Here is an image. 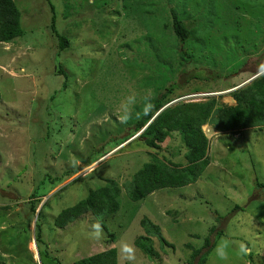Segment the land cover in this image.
<instances>
[{
  "label": "rangeland",
  "instance_id": "obj_1",
  "mask_svg": "<svg viewBox=\"0 0 264 264\" xmlns=\"http://www.w3.org/2000/svg\"><path fill=\"white\" fill-rule=\"evenodd\" d=\"M15 1L22 12L24 34L0 43V264H74L79 257L110 247L117 248L119 264H191L193 250L203 247L207 238L214 245L206 264H264V127H248L238 137L218 133L207 124L204 131L211 139L212 161L197 182L162 188L138 201L129 196L126 186L154 154L187 163L178 133L160 154L141 139L116 146L130 131L121 117L133 112L143 98L153 96L162 81L154 68L157 63H150L152 70L140 69L138 64L148 62L140 51L148 27L161 30L162 15H170V8L169 13L164 11L167 0ZM168 1L180 13H186L187 7L197 18L209 6L208 0ZM239 1L252 5L253 0ZM53 21L71 40L70 49L60 55ZM260 24L264 27V22ZM256 43L259 57L251 56L247 64H239L230 43L219 55L204 50V55L221 61L216 68H211L213 62L202 63L199 47L194 50L187 45L182 50L196 57L184 59L175 53L169 59L173 78L167 84L178 83L176 93L202 88L193 89L197 92L189 95L197 96L192 100L214 95L224 104H236L231 93H219L245 85L256 71L264 70V36ZM61 63L68 78L55 72ZM55 91L59 92L53 98ZM95 98L104 107L98 115L92 114ZM122 127L120 138H114ZM74 169L79 171L72 175ZM110 178L121 187L117 213L103 220L88 213L65 228H54L63 209ZM43 194L39 203L31 199ZM35 203L38 208L33 213ZM144 217L159 224L173 244L162 247L153 236L159 252L155 259L136 245V239L146 233ZM97 224L98 237L94 234ZM36 231L43 232L44 241L38 244L41 255ZM110 232L115 234L114 242ZM221 241L227 245L224 261L214 251ZM125 244L133 247L134 259L123 253ZM242 244L250 247L247 255L238 254ZM199 260L197 256L193 263Z\"/></svg>",
  "mask_w": 264,
  "mask_h": 264
},
{
  "label": "trees",
  "instance_id": "obj_2",
  "mask_svg": "<svg viewBox=\"0 0 264 264\" xmlns=\"http://www.w3.org/2000/svg\"><path fill=\"white\" fill-rule=\"evenodd\" d=\"M239 2V0H208L209 6H206L205 13H200L199 18H197L187 7L184 11L186 13H180V10L167 0L164 11L169 13L168 9L170 8V15H162V29L157 30L149 26L148 33L143 35L146 43L144 49H140V51H143L148 62H141L138 67L152 70L153 67L150 63H157L158 67L154 68L158 69L161 77L159 81H162L158 83L157 91L153 96L143 98L140 104L135 105L133 112L128 113L130 116L127 125L130 127V131L117 141L116 146L118 147L129 139H131L128 142L130 144L136 139H141L146 147L156 150L157 154H160L165 148V144L178 133L181 135L186 149L187 163H178L170 158L154 154L152 160L147 162L126 186L132 200H141L162 188L184 187L198 181L212 161L210 156L211 139L204 131L207 124L212 125L219 133H233V135L237 133L241 135L240 132L248 127H264V72L230 92L236 100V104H224L220 101V97L214 95H208L209 97L203 100H176L187 94L197 92L193 90L194 88L197 90H202V88L196 86L192 90H186L187 92L176 93L179 84L176 82L167 84L173 78L169 73L170 71L168 72L170 68H173L169 59L175 58V53L181 54L184 59L188 57L191 59L195 56V53L182 50L188 48L187 45L192 46L194 50L199 47L202 50L200 53L204 57L202 58L204 61L200 60L205 64L213 62L211 68L218 67L217 64H221V61L217 63L216 57L212 58L210 54L204 55L202 52L207 50L219 55L221 51L226 52L225 46H228L229 43L232 47L234 46L232 53L236 54L235 57H237L236 60H239V64H247L251 56L259 57L260 45L256 43V39L264 36V27L260 24L264 22V5L261 4V0H253L250 2L252 5L248 3L247 6ZM243 13L248 14L243 15ZM21 17L22 12L15 0H0V43L12 42L24 34ZM245 17L247 18L244 23ZM154 21L159 23L158 19H154ZM52 28L59 37L58 55H60L64 50L70 49L71 40L57 29L55 21H53ZM179 43L186 45L181 46ZM126 45L130 46L129 43ZM239 50L240 52H237ZM224 54L226 53H223L222 56L225 59ZM125 62L129 63L127 59ZM236 65L237 62L233 67ZM162 67L163 69H161ZM57 68L55 71L57 74H64L68 78L69 73L62 63ZM261 71L262 69L256 71V74ZM217 75L221 76L219 72ZM150 80L148 79V82ZM67 81L64 83L63 89L67 87ZM58 92L55 91L52 97L54 98ZM95 100L97 103L92 109V114L98 115L102 113L104 107H102V101L100 102L97 98ZM123 131L124 128L122 127L118 134H114L113 137L120 138L119 135ZM78 171L79 169L75 170L72 175ZM69 172L67 170L66 173ZM57 180L59 179H53L52 182ZM65 180L55 184L49 192ZM64 187L62 188L64 189ZM120 194L121 187L118 182L112 178L108 179L105 185L91 190L87 197L63 209L55 218L54 228H65L69 223L88 213L99 220L117 213L121 206ZM45 196L46 194L38 196V198L31 196V199L35 198L39 203ZM38 203L32 204L33 213L37 212ZM42 208L43 206L38 215L41 214ZM141 223L146 233L136 239V245L147 256L155 259L159 255L154 245L153 236H157L162 247L164 245L173 246L166 239L159 224L148 217H144ZM105 226L109 231L107 225ZM212 229L215 230V227ZM110 236V241L114 242L115 234L110 232ZM35 240L38 248V244L44 241L43 232L36 231ZM211 242L212 240L207 238L203 247L193 250L191 264H194V258L197 256H200L198 264H206L210 247L214 245ZM188 247L192 248L190 244ZM204 248H208L207 251L204 252ZM247 249H250L249 245ZM39 254L41 255L40 250ZM58 264L62 263L59 262ZM74 264H119L118 250L116 247H110L94 254L79 257Z\"/></svg>",
  "mask_w": 264,
  "mask_h": 264
},
{
  "label": "clouds",
  "instance_id": "obj_3",
  "mask_svg": "<svg viewBox=\"0 0 264 264\" xmlns=\"http://www.w3.org/2000/svg\"><path fill=\"white\" fill-rule=\"evenodd\" d=\"M262 72H264V70H262L261 72H259V73L256 74L255 76L261 74ZM255 76H254V77H255ZM254 77H252L250 80H252ZM250 80H249V81H250ZM245 84H246V83H245ZM240 86H242V85H240ZM240 86L233 87L232 89L226 90V92H225V91H222V92H220L219 94H221V93H223V92H224V93H230V92L236 90L237 88H239ZM190 94H191V93H190ZM187 95H188V96H187ZM187 95H185V96L182 97V98L176 99V100H180V99H195V98H192V97L197 96V94H192V95L187 94ZM204 95H207V96H208L209 94L205 93ZM176 100H175V101H176ZM129 116H130V114H128V113H126L124 116H122V117H121L122 122L127 123V120H128V118H129ZM218 133H219V132H218ZM240 133H241V132H240ZM138 134H139V133H138ZM138 134H137V135H138ZM137 135H136V136H137ZM237 136L239 137L240 135L237 134ZM95 229H96V231H95L94 234L98 237V236L100 235V225H99V224L95 225ZM214 251H215V253H216V257H217L218 260H220V261H224V260H227V259H228L227 245H226L223 241H221V244H219V245L217 246V248H216ZM247 252H248V249H247L246 245H243V244H242V245L240 246L239 250H238V254L241 255V256H243V255H247ZM123 253L126 255V257H127L129 260L134 259V249H133V247H132L131 245L125 244V245L123 246Z\"/></svg>",
  "mask_w": 264,
  "mask_h": 264
},
{
  "label": "water",
  "instance_id": "obj_4",
  "mask_svg": "<svg viewBox=\"0 0 264 264\" xmlns=\"http://www.w3.org/2000/svg\"><path fill=\"white\" fill-rule=\"evenodd\" d=\"M36 245V244H35Z\"/></svg>",
  "mask_w": 264,
  "mask_h": 264
}]
</instances>
